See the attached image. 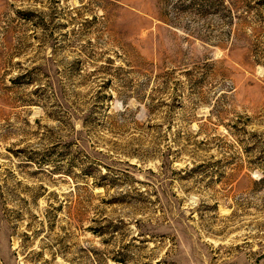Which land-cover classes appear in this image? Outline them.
Returning a JSON list of instances; mask_svg holds the SVG:
<instances>
[{
	"label": "rangeland",
	"instance_id": "374dc122",
	"mask_svg": "<svg viewBox=\"0 0 264 264\" xmlns=\"http://www.w3.org/2000/svg\"><path fill=\"white\" fill-rule=\"evenodd\" d=\"M0 264H264V0H0Z\"/></svg>",
	"mask_w": 264,
	"mask_h": 264
}]
</instances>
